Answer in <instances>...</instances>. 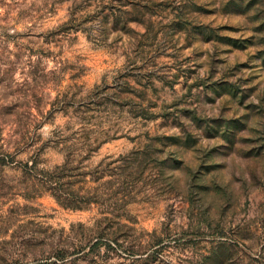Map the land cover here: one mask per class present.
Listing matches in <instances>:
<instances>
[{"label": "rangeland", "instance_id": "rangeland-1", "mask_svg": "<svg viewBox=\"0 0 264 264\" xmlns=\"http://www.w3.org/2000/svg\"><path fill=\"white\" fill-rule=\"evenodd\" d=\"M96 239L264 264V0H0V264Z\"/></svg>", "mask_w": 264, "mask_h": 264}, {"label": "trees", "instance_id": "trees-1", "mask_svg": "<svg viewBox=\"0 0 264 264\" xmlns=\"http://www.w3.org/2000/svg\"><path fill=\"white\" fill-rule=\"evenodd\" d=\"M114 245L113 249H120V254H123L122 257L123 259H127L128 261H130V263L128 264H134V262H145V261H150L151 256H153V253L149 252V253H138L136 250H134L133 248H127L124 245L120 244L119 242L114 241L113 242H106L103 241L102 239H96L90 246V248H94V247H99L100 245L102 246H111ZM56 257H59L60 259L63 258V255L60 253L56 255ZM150 259V260H149ZM146 263V262H145Z\"/></svg>", "mask_w": 264, "mask_h": 264}]
</instances>
